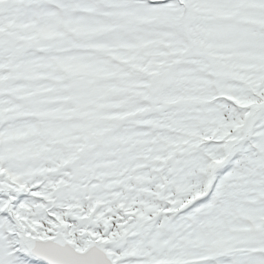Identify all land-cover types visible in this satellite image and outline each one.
I'll list each match as a JSON object with an SVG mask.
<instances>
[{"label":"snow or ice","instance_id":"1","mask_svg":"<svg viewBox=\"0 0 264 264\" xmlns=\"http://www.w3.org/2000/svg\"><path fill=\"white\" fill-rule=\"evenodd\" d=\"M0 264H264V0H0Z\"/></svg>","mask_w":264,"mask_h":264}]
</instances>
